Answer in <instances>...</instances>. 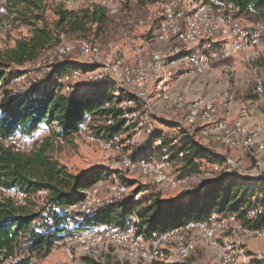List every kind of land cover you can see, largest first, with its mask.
<instances>
[{"label": "built area", "instance_id": "obj_1", "mask_svg": "<svg viewBox=\"0 0 264 264\" xmlns=\"http://www.w3.org/2000/svg\"><path fill=\"white\" fill-rule=\"evenodd\" d=\"M132 1L135 0H65V5L75 12L104 9L120 21ZM158 1L162 2L158 38L181 46L162 51L150 47L151 38L140 42L132 37L122 43L114 41L109 49H104L91 37L61 40L21 67L8 81L0 79V115L1 103L9 92L31 91L36 95L34 88L39 79L33 72L37 69L47 71L44 78L54 80L56 91L62 94L76 92L84 83L108 82L112 88V99L102 106L109 112L85 113L73 139H84L111 152L119 158V166L108 177L95 180L84 190L83 198L60 208L65 213L61 220L54 219L48 209L41 211L46 216V226L58 234L53 247H62L68 259L74 261L89 257L98 248L115 246L133 264H185L205 248H214V255L199 264H264V246L257 250L248 246L249 240L264 241V201L242 215L211 212L204 219L188 220L163 231L149 228L137 210H131L122 224L92 221L103 209L121 211V204L129 199L138 201L149 191L146 186L133 188L121 178L124 172L136 174L144 185L155 184L163 193L190 182L191 176L184 171L187 150L179 147L180 138L167 142L156 132L157 116L152 106L160 101L173 115L183 112L185 123L201 136L232 149L250 151L257 167L261 165L264 125L251 123V113L243 102L236 110L240 116L229 117L238 102L234 93L192 95V89L176 87L175 79L170 77L180 60H185L199 75H207L215 62L242 59L250 76L249 86L255 94L264 96V65L258 62L264 58V23L244 24L239 8L228 1ZM21 23V9L12 0H0V34ZM138 24L145 22L139 20ZM66 62L76 65L58 72L56 68ZM49 137L56 145L66 140L55 125L43 123L31 133L17 129L2 142L13 152L30 153ZM236 169V160L225 155L205 170L204 178L216 179L233 174ZM49 193L48 189L30 193L15 186H0V197L10 199L18 207L30 206L36 197L42 198L41 205L46 206ZM36 231L40 232V227ZM22 258V249H10L0 243V264H22ZM33 262L32 259L30 264Z\"/></svg>", "mask_w": 264, "mask_h": 264}, {"label": "trees", "instance_id": "obj_2", "mask_svg": "<svg viewBox=\"0 0 264 264\" xmlns=\"http://www.w3.org/2000/svg\"><path fill=\"white\" fill-rule=\"evenodd\" d=\"M14 6L21 9L22 23L30 34L19 37L15 44L0 48V79L8 81L17 75L21 67L35 61L48 47L61 41L62 34L93 33L105 19L104 9L75 12L66 8L65 0L55 7L56 18L50 24L46 17L48 0H12ZM234 3L240 14L264 11V0H222ZM39 23V25H38ZM76 63L66 62L56 68L63 72ZM92 84V85H90ZM84 90L74 94H62L56 91V82L50 77L39 80L31 91L14 94L9 92L1 103L3 114L0 115V186H15L30 193L48 189L46 206L37 210L30 206L18 207L7 198L0 197V243L10 249L23 251L22 264H30L35 255H48L58 237L56 232L46 226V216L42 210L57 221L64 216L60 208L77 201L84 196V190L95 182L105 170L94 168L82 179L63 165L53 153L55 142L45 138L30 153L13 152L4 147L2 140L20 129L31 133L43 123L56 125L58 132L66 139L74 136L79 122L85 113L97 115L108 113L103 109L105 101L112 99V88L108 82L90 83ZM110 112L114 113L113 110ZM117 125L112 126L115 130ZM171 126L177 132L169 137L164 130L156 132L165 141L179 137V147L189 150L187 159L200 156L204 149L195 140L194 133H189L176 122ZM100 176V175H99ZM98 176V177H99ZM88 181L85 183V181ZM142 189V186L138 190ZM264 201V175L254 184L241 183L229 174L216 179L205 180L197 189L181 200L162 198L160 193L148 191L138 201L124 202L121 211L113 208L103 209L92 221L105 224H122L131 210H137L143 223L153 230L163 231L188 220L204 219L211 212H243ZM40 227V232L36 229ZM34 264V262H33Z\"/></svg>", "mask_w": 264, "mask_h": 264}, {"label": "rangeland", "instance_id": "obj_3", "mask_svg": "<svg viewBox=\"0 0 264 264\" xmlns=\"http://www.w3.org/2000/svg\"><path fill=\"white\" fill-rule=\"evenodd\" d=\"M60 2H64V0H48L45 14L50 24H52L53 20L56 18L55 7ZM161 12L162 2L158 0H135L127 5V10L122 14V17H120V21L116 20L113 16L106 14L103 24L100 27L96 26L93 33L88 35L83 33H64L61 35V40L68 41L91 37V39L97 41L104 49H109L110 44L114 41L122 43L132 37H137L140 39V42L145 40L149 41V38H151L150 47L162 51H166L169 47L173 48L175 46H181V43L170 44L163 42L158 38V24ZM241 19L243 23L248 26H257L260 23H264V11L260 14H243ZM139 20H144L145 24L140 26L138 24ZM29 34L30 29L27 26L18 25L15 28H9L6 34H0V48H4L9 45L13 46L17 38L27 36ZM258 62L261 65H264V58H260ZM39 70L40 69H37V71L35 70L33 75L40 80L46 76L47 71ZM181 73L184 74L182 75ZM211 74H216L215 81L219 86L218 90L220 92L226 90L234 91L237 101L239 99H243L245 96V89L250 88V76L242 59L235 62L234 60L218 61L210 71L209 75L211 76ZM172 75L173 76L170 78H174L175 86L180 88L185 87L187 82L189 84L199 82L202 77L209 76L208 74L199 75L192 70V67L185 60L178 61L174 68V74ZM89 84L90 83H88V85ZM86 85V83L83 84V87L79 89L80 92L84 90ZM74 92L71 94H74ZM193 93L195 95L203 94H200L199 91H196V89H194L191 94L193 95ZM154 100H157V98ZM255 107L257 109L261 108L260 106ZM152 108L153 113L157 114V118H154V124L156 127L159 126L161 130L168 132L167 134L169 137L177 132L173 129L174 127L171 126L172 120H180L182 124H180L181 128H185L191 134L195 132L194 127L185 123L183 112L178 115H173L171 111L166 109L165 104L162 101L155 103ZM190 128H192V131ZM195 140L198 141L199 144L206 149V151L203 150L200 156H195L192 157V159L186 160L184 171L191 176V179L185 186L163 193L160 188L153 183H147L144 185V183L138 179L136 174H127L124 172L123 175H121V178L126 179L133 188H139L140 186L143 188L146 186L149 188V191L160 193L162 198L181 200L207 180L204 178V173L205 170L213 167V163L217 159L214 156V153L220 154L219 156H231L236 160L237 169L235 173L229 174L236 181L249 183L251 185L256 182L259 175H264V154L262 156L261 165L257 167V161L250 151L232 149L226 145L216 142L212 138H205L199 133L195 135ZM53 153L63 165L67 166L68 169L77 176L86 172L89 173L94 168H101L105 170V173L99 174L100 176L98 175L99 177L97 176L95 180L102 176L108 177L119 166L118 157L114 156L111 152L98 148L94 144L86 142L84 139H66L63 144L53 146ZM189 154L190 151L188 150L187 155ZM240 173L242 174L240 175ZM243 174L251 177L243 178ZM254 177L255 179L250 181V179ZM87 181L88 179L85 183ZM41 201L42 198L36 197V201L31 203L32 207L37 210L42 204ZM127 201H130V199ZM248 242V246L253 248V250H257L264 246V241L262 240L253 239ZM214 252V248L201 249L194 256H192L187 264H199L202 260L213 256ZM33 260L34 264H133V262L128 260L115 246H109L107 249L98 248L97 251L93 252L89 257H79L75 261L68 259L66 254L63 252L62 247L56 246L52 248L48 255H35Z\"/></svg>", "mask_w": 264, "mask_h": 264}, {"label": "crops", "instance_id": "obj_4", "mask_svg": "<svg viewBox=\"0 0 264 264\" xmlns=\"http://www.w3.org/2000/svg\"><path fill=\"white\" fill-rule=\"evenodd\" d=\"M237 60H239V59H235L234 62L237 61ZM215 63H217V62H215ZM215 63H214V65H215ZM186 72H184V73H186ZM184 73H181V74L183 75ZM215 75L216 74H211V76L209 75L208 77L207 76L206 77H202V79L199 82H195V83H191V84H189L187 82L186 86L189 87L192 90L196 89V91H199L200 94L203 93L202 95H207V96L214 95V94L220 92L218 90L219 86H218V84H216V81H215L216 80ZM245 90L246 91L244 93L245 94L244 98L238 100V102H237V104L235 106V109H233L229 113V117L233 119V118H236V117L240 116V115H238L236 110H237V107L240 108L241 103L243 102L246 105L247 111L249 113H251V116H252L251 119H250L251 123H253V124L260 123V124L264 125V98H263V96H259V95L255 94L253 92V90L251 89V87L250 88H246ZM226 91H229V92H232V93L235 94V92L232 91V90H226ZM255 106H260L261 108L257 109ZM224 113H225V111H224ZM155 115H157V114H155ZM172 122H176V123L181 124L180 120L179 121L178 120H172ZM157 128H159V126ZM173 129L175 130V128H173ZM190 130L192 131V128H190ZM219 155L220 154H218V153H214V156L217 158L216 160H218L221 157L225 156V155H221V156H219ZM187 262L185 264H187Z\"/></svg>", "mask_w": 264, "mask_h": 264}, {"label": "water", "instance_id": "obj_5", "mask_svg": "<svg viewBox=\"0 0 264 264\" xmlns=\"http://www.w3.org/2000/svg\"><path fill=\"white\" fill-rule=\"evenodd\" d=\"M87 173H88V172H86V173H84V174H82V175H79V176H78L79 179H82Z\"/></svg>", "mask_w": 264, "mask_h": 264}]
</instances>
